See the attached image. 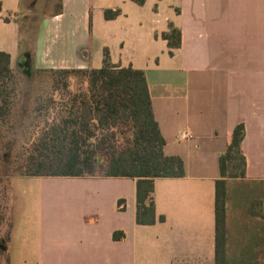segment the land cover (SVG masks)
I'll use <instances>...</instances> for the list:
<instances>
[{
  "label": "crops",
  "instance_id": "1",
  "mask_svg": "<svg viewBox=\"0 0 264 264\" xmlns=\"http://www.w3.org/2000/svg\"><path fill=\"white\" fill-rule=\"evenodd\" d=\"M0 1V51L13 68H99L106 49L112 64L143 70L163 154L184 166L182 177L153 179V224L135 222V179L39 177L67 183L41 188L46 210L40 203L23 261L215 264L218 158L242 122L245 175L226 178L224 256L227 264H264V197L243 210L227 205L230 181L264 189V0H112L93 9L88 0H56L39 17L37 0ZM105 9L117 14L105 19ZM169 24L180 32L177 47L161 36Z\"/></svg>",
  "mask_w": 264,
  "mask_h": 264
},
{
  "label": "trees",
  "instance_id": "2",
  "mask_svg": "<svg viewBox=\"0 0 264 264\" xmlns=\"http://www.w3.org/2000/svg\"><path fill=\"white\" fill-rule=\"evenodd\" d=\"M116 14L115 10L103 11L105 19ZM161 36L169 48L179 46L180 32L172 24ZM244 133V124L237 123L218 158L215 264H227L225 184L226 178L245 175ZM7 136L21 140L12 161H7L11 175L5 176L135 179L137 224L155 222L153 179L184 176L182 159L163 154L165 141L153 116L144 71L112 64L106 49L99 68H34L28 72L13 68L9 54L0 51V144L9 142ZM1 182L0 177V264H10L5 250L10 229ZM122 235L113 232V238Z\"/></svg>",
  "mask_w": 264,
  "mask_h": 264
},
{
  "label": "rangeland",
  "instance_id": "3",
  "mask_svg": "<svg viewBox=\"0 0 264 264\" xmlns=\"http://www.w3.org/2000/svg\"><path fill=\"white\" fill-rule=\"evenodd\" d=\"M52 2L54 3L56 2V0H45L44 3H42L41 0H37V2L34 3L35 15L39 17L43 13L49 11L51 8H54V6L56 5ZM111 2L112 0H88L86 5L87 7L93 9L95 7H107ZM33 22L34 21H31L30 35L33 33ZM30 35L28 33V37ZM33 69L34 68L29 67L28 71ZM9 137L11 136H7V138H5L8 139L9 142H4L0 144V177L2 179L1 183L5 186L4 198L5 205H7L6 222H9L10 229V242L6 246L5 250L8 251L10 264H31L29 259H25V261H23V256L31 255L30 251H27L25 253L24 249L28 248V246L26 247V244L30 246V243L32 241L31 238L33 235V229L35 228L36 224H39L41 209L40 206H44L43 210H46V202L43 201L42 204L40 200V190L41 188L55 189L58 186L63 187L66 185L67 180L64 179L62 181H58L56 179H44L45 181H43L41 180V178L35 176H5V174L7 173L11 175L9 169L7 170L6 168L7 161H12L13 155L19 149V141L21 140L17 137ZM261 187L262 184L259 181H230L228 184L230 197L228 199L227 205L229 207H233L234 205H241V208L243 210L244 204L246 205L247 201L251 200L255 195L260 194L264 197V189L263 187ZM57 206L55 207L56 209H61V205ZM247 215L249 216V218L253 217V215L251 214ZM5 227H7V224L5 225ZM262 232L264 233V227L262 229ZM244 263L249 264L250 261H245Z\"/></svg>",
  "mask_w": 264,
  "mask_h": 264
},
{
  "label": "flooded vegetation",
  "instance_id": "4",
  "mask_svg": "<svg viewBox=\"0 0 264 264\" xmlns=\"http://www.w3.org/2000/svg\"><path fill=\"white\" fill-rule=\"evenodd\" d=\"M20 69L24 70L25 72H28V69H23V68H20Z\"/></svg>",
  "mask_w": 264,
  "mask_h": 264
}]
</instances>
